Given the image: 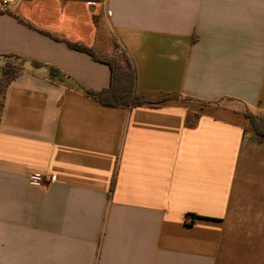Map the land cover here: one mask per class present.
<instances>
[{"label":"crops","instance_id":"obj_1","mask_svg":"<svg viewBox=\"0 0 264 264\" xmlns=\"http://www.w3.org/2000/svg\"><path fill=\"white\" fill-rule=\"evenodd\" d=\"M65 41L194 101L104 106L73 82L105 88L109 67ZM7 56L25 63L0 97V264H264V142L244 115L264 119V0H0V79Z\"/></svg>","mask_w":264,"mask_h":264},{"label":"trees","instance_id":"obj_2","mask_svg":"<svg viewBox=\"0 0 264 264\" xmlns=\"http://www.w3.org/2000/svg\"><path fill=\"white\" fill-rule=\"evenodd\" d=\"M88 2H102L103 0H83ZM50 35V34H49ZM69 48L77 50L89 55L93 60L106 64L110 69V84L100 90L85 88L80 84L73 82L75 88L81 91L84 95L94 99L104 106H118L124 108H132L143 105L158 106L167 101L190 102L193 98L184 97L179 94H161L157 97H151L144 93L136 91V73L135 69L124 54H107L94 47H88L79 42L65 41ZM25 60L17 56H7L3 67L2 77L0 79V97L4 95L7 86L16 79L23 70ZM33 65L46 67L50 77L58 78L60 81L69 80L67 76L61 73L57 68L33 62ZM2 103L0 102V106ZM246 125L245 132L252 133L258 143L264 142V119L254 115L249 110L244 111ZM199 114L190 115L187 117L188 126H193L199 119ZM115 185V178L112 179L110 191ZM191 220L188 223H193L201 217L194 214H189Z\"/></svg>","mask_w":264,"mask_h":264},{"label":"built area","instance_id":"obj_3","mask_svg":"<svg viewBox=\"0 0 264 264\" xmlns=\"http://www.w3.org/2000/svg\"><path fill=\"white\" fill-rule=\"evenodd\" d=\"M30 182L37 186H44V184L53 183L56 181V176L51 172H44L41 174H31L29 176ZM191 217L187 218V221H190Z\"/></svg>","mask_w":264,"mask_h":264},{"label":"rangeland","instance_id":"obj_4","mask_svg":"<svg viewBox=\"0 0 264 264\" xmlns=\"http://www.w3.org/2000/svg\"><path fill=\"white\" fill-rule=\"evenodd\" d=\"M103 21V20H102ZM113 44L114 43H111V42H106V44H105V48H107V49H112L111 47L113 46ZM117 46V45H116ZM113 48H115V45L113 46Z\"/></svg>","mask_w":264,"mask_h":264}]
</instances>
